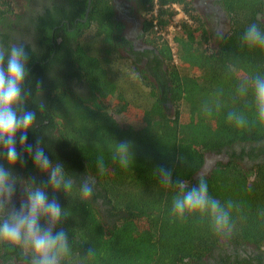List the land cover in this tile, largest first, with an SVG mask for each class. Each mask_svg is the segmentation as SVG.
Instances as JSON below:
<instances>
[{
    "label": "trees",
    "instance_id": "obj_1",
    "mask_svg": "<svg viewBox=\"0 0 264 264\" xmlns=\"http://www.w3.org/2000/svg\"><path fill=\"white\" fill-rule=\"evenodd\" d=\"M224 2L232 28L213 48L207 23L189 0H148L147 41L160 52L165 69L151 79L133 66L143 93L131 78L122 84L119 81L123 79L113 80V68L96 63V58L81 50L82 42L69 54L62 49L64 44L55 42L58 69L49 86L38 81L45 71L42 65L39 70H30L26 81L28 106L37 113V125L29 132L28 143L35 145L36 138L42 137L49 147L45 149L49 157L61 160L77 182L88 177L94 182L90 199L81 201L75 189L68 196L61 191L54 197L65 208L67 216L59 227L68 232L73 246L64 264H210L205 257H215L218 249L224 258L230 247L239 244L264 248V164L247 169L232 157L194 178L207 152L220 153L235 144L264 141V125L254 119L251 94L247 98L236 96L242 80L256 72L264 73V47H250L241 39L252 22L264 28L256 18L261 0ZM174 4L188 15L173 36L180 66L170 41L155 28L168 29L177 13ZM55 9L41 18L39 29L48 33L55 30L57 39L66 29L62 19H69L75 26V20L84 15V5L71 1ZM12 13L11 1L0 0V20ZM111 13L108 0H93L84 25L90 29L91 42L97 44L93 37L101 40ZM105 39L109 42L111 36ZM29 54L32 64L36 53ZM63 66L66 69L60 70ZM60 72L84 78L99 101L74 96L65 79H58ZM38 82L42 86L40 96ZM124 84L128 85L125 89ZM41 100L48 106L43 112L39 109ZM206 103L213 106L210 116L202 111ZM233 109L247 115L246 127L238 128L227 119ZM114 139L132 142L134 158L127 168L111 158ZM101 157L102 169L97 167ZM15 169L37 184L47 183V175L33 167L26 152ZM161 169L170 172L171 183L162 182ZM199 178L207 181L210 195L222 204L232 203L231 231L214 232L207 216L198 213L183 220L172 216V199L180 189L179 182L183 181L187 189ZM49 198H53L51 190ZM92 248L95 255L85 257ZM8 254L27 263L19 249L0 246V259ZM231 264L253 263L236 258Z\"/></svg>",
    "mask_w": 264,
    "mask_h": 264
},
{
    "label": "clouds",
    "instance_id": "obj_2",
    "mask_svg": "<svg viewBox=\"0 0 264 264\" xmlns=\"http://www.w3.org/2000/svg\"><path fill=\"white\" fill-rule=\"evenodd\" d=\"M241 39L250 47H264V28L259 22H252L244 30ZM29 55L24 44L12 43L0 49V246L19 249L27 257V264H64L71 256L73 246L68 232L59 227L62 218L67 216L65 208L54 197L61 191L68 196L75 189L81 201L90 199L94 182L90 177L77 182V178L61 160L49 157L45 150L49 147L42 137L36 138L35 145L28 143L29 132L34 131L37 125V113L28 106L29 93L26 89ZM249 94L254 107V119L264 125V73H253L238 84V98H247ZM47 107L41 100L40 111H45ZM215 107L218 110V105ZM202 111L210 116L213 106L206 103ZM227 119L238 128L249 124L247 115L235 109L228 112ZM48 135L45 133V136ZM17 143L20 145L19 150ZM110 151L112 160L122 168H127L134 158L131 141L114 139ZM25 152L33 167L47 175L46 185L16 174L15 168L18 162L24 160ZM103 166L101 157L97 167L102 169ZM159 175L163 183L172 182L169 171L161 169ZM179 184L180 189L171 204L174 218L183 220L186 216L198 213L202 217L207 216L214 232L231 231V202L225 205L210 195L204 178H199L196 184L187 189L183 181ZM18 187L24 195L16 206L13 199ZM49 190L53 194L51 199ZM94 255L95 250L92 248L85 257Z\"/></svg>",
    "mask_w": 264,
    "mask_h": 264
},
{
    "label": "flooded vegetation",
    "instance_id": "obj_3",
    "mask_svg": "<svg viewBox=\"0 0 264 264\" xmlns=\"http://www.w3.org/2000/svg\"><path fill=\"white\" fill-rule=\"evenodd\" d=\"M14 13L8 14L4 19L0 20V49L7 48L12 43L24 44L29 52H35L36 57L32 64L28 62V70L40 69L42 65L45 71L42 79L38 80L43 85H50L51 79L57 73L58 62L55 57V42L62 46V49L69 54L79 47L80 37L84 38L89 34L90 29L84 26L89 17L93 0H10ZM83 4V16L75 20V26L69 19L63 18L62 24L66 27L62 35L56 39V31H40L39 22L45 16L48 10H56V7L70 4ZM111 5L112 12L110 22L106 25V30L100 35L102 48L106 36H111L108 46H111L112 52L125 56L129 61L138 66L144 74L151 79L155 78L156 73H162L161 69H165V65L161 62V54L157 48L147 41L148 36V0H108ZM197 12L207 23L210 30L212 47L215 48L222 38L230 32L232 28V17L225 7L224 0H189ZM148 5V6H147ZM178 5V4H177ZM185 12V11H184ZM188 16V15H187ZM256 18L264 26V0H261ZM83 23V26L79 25ZM80 28V29H79ZM99 49V48H98ZM123 58V57H122ZM66 66L60 68L65 70ZM56 70V71H55ZM155 74V75H154ZM58 79H65L64 84L73 93L74 96L89 102L99 101L89 88L84 78L80 79L76 75L69 76L67 72H60ZM54 82V80H53ZM39 85V93L42 92V86ZM40 96V94H39ZM224 154L226 160H218L227 162L232 157L247 169H253L256 164H264V141L256 143L235 144L232 147L224 149L222 152H208V154ZM215 163V165L217 164ZM17 175L24 178L23 173L19 169H15ZM23 192L17 188L13 204L19 205L18 197ZM216 250L215 257L208 255L205 261L210 264H231L236 258H246L253 264H264V248H258L252 244H239L232 246L228 250L227 256L221 258ZM0 264H27L25 260H19L16 256L0 259Z\"/></svg>",
    "mask_w": 264,
    "mask_h": 264
},
{
    "label": "rangeland",
    "instance_id": "obj_4",
    "mask_svg": "<svg viewBox=\"0 0 264 264\" xmlns=\"http://www.w3.org/2000/svg\"><path fill=\"white\" fill-rule=\"evenodd\" d=\"M90 33H92V32H90ZM89 38H91V37L88 35H85V37L80 40V43L82 42L80 45L81 50H83L84 52H86V53L90 54L91 56H93L94 58H96L97 59L96 63H99L100 66L102 64H105V66L107 68H109V67L113 68L114 72L116 73L115 76L113 75L114 77L112 76L113 80L119 81V80L123 79V81H119L122 84L123 82L127 83L126 82L128 80L127 78H131V80L138 82V85L136 88H139L138 90L142 89V84L139 83L140 82L139 73L136 70H134V68H133L134 64L131 61H129L125 56H122L120 54L118 56H116L115 54L112 55L113 52H112L111 46H108V43L106 41H103L104 42V48H102L103 46H102L100 40L98 41V38L93 37V39L97 42V44L91 42ZM172 46H173L174 52H176V54H175L176 60L175 61L180 66L182 64V61L177 56V45H175V43L173 42ZM92 49H94V50H92ZM190 73L192 75H196V71L191 70ZM127 86H128L127 84L122 85V87H124V89ZM129 87H130V85H129ZM130 92L131 91H129L128 94L132 95L133 93H130ZM141 93H143V89H142ZM170 112L173 113L174 110L171 109ZM119 119L122 120L120 117H119ZM23 195L24 194L22 193L21 196L18 197L19 201H20V199L23 198Z\"/></svg>",
    "mask_w": 264,
    "mask_h": 264
},
{
    "label": "built area",
    "instance_id": "obj_5",
    "mask_svg": "<svg viewBox=\"0 0 264 264\" xmlns=\"http://www.w3.org/2000/svg\"><path fill=\"white\" fill-rule=\"evenodd\" d=\"M173 7L177 11L175 14L172 23L168 27L167 30H162L158 25H156V29L158 30L159 34L165 36L169 41L170 44L172 45L173 43V36L174 34L180 29V21L188 19L187 14L184 12V10L177 4H174ZM156 11V10H155ZM174 51V49H173ZM176 56V55H175ZM176 60V59H175Z\"/></svg>",
    "mask_w": 264,
    "mask_h": 264
},
{
    "label": "water",
    "instance_id": "obj_6",
    "mask_svg": "<svg viewBox=\"0 0 264 264\" xmlns=\"http://www.w3.org/2000/svg\"><path fill=\"white\" fill-rule=\"evenodd\" d=\"M227 156L222 154H208V152L205 154V161L202 166V168L194 175V178L197 179L200 176H203L205 174H208L211 169L215 166V163L218 160H226Z\"/></svg>",
    "mask_w": 264,
    "mask_h": 264
}]
</instances>
